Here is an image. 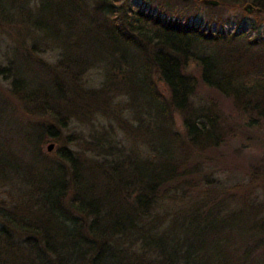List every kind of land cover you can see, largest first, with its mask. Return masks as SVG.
I'll list each match as a JSON object with an SVG mask.
<instances>
[{
  "label": "trees",
  "instance_id": "16d2710c",
  "mask_svg": "<svg viewBox=\"0 0 264 264\" xmlns=\"http://www.w3.org/2000/svg\"><path fill=\"white\" fill-rule=\"evenodd\" d=\"M32 2L0 0L1 26H26L31 42L0 64V264H264L260 206L228 210L229 189L209 186L202 159L226 129L194 100L201 82L256 117L249 126L264 118V36L212 31L213 18L205 30L165 0L156 14L127 0ZM45 50L54 64L35 56ZM89 69L100 94L82 89ZM113 93L123 101L104 106Z\"/></svg>",
  "mask_w": 264,
  "mask_h": 264
},
{
  "label": "rangeland",
  "instance_id": "374dc122",
  "mask_svg": "<svg viewBox=\"0 0 264 264\" xmlns=\"http://www.w3.org/2000/svg\"><path fill=\"white\" fill-rule=\"evenodd\" d=\"M87 2L91 4L93 0H87ZM127 2L133 8L139 7L144 10H148L152 6L153 14H156L158 9V0H127ZM165 3L176 6V14L181 15L183 21L198 25L205 30L209 28L207 24L210 18H213L217 24L219 23L220 26L228 30L234 31L233 27L236 30L244 29L249 33L250 38H254L257 35L264 36V10L261 11L254 8L251 12L247 11L245 6L250 5V3H243L242 5L236 3L219 5L218 3L213 5L205 3L203 0H165ZM161 14L164 15L163 12ZM215 21L211 22L210 30L215 28ZM17 26L10 28L8 25L1 26L0 23V64L2 63V65L6 64L5 54L9 46H19L22 41L26 45L31 44L30 40H28L29 35L22 30L26 26L22 28ZM18 28L22 30L21 34H18ZM38 53L35 56L41 57L51 65L54 64L57 58L56 50H45ZM94 70L89 69L86 75L88 77L95 75V78H91L89 81L85 76L83 79V81L88 83L82 86V89H89L92 86L85 94L93 90L99 92V94L101 92L99 90V78H97L98 76H96ZM192 71L196 77L199 76V70L196 67ZM158 87L166 95L168 94L167 87L162 82H158ZM8 88L9 80H5L0 75V90H8ZM89 93L85 103L88 101L90 103L93 98L90 97ZM110 99L113 103L123 101L122 97L115 96L113 93V95L103 100V105L104 102L109 105ZM194 100L196 104L213 103L212 107L219 113L220 120H223L226 129L224 131L225 138H223L221 144L216 149H209L207 157L202 159L203 168L210 170L209 176L213 184L209 186L216 184L222 189H229L231 194L227 197V202L225 203L228 210L242 209L245 212H251L254 206L259 205L260 215H264V118H260L254 125L249 126L246 124V119L248 116H252L251 114H244L242 109L237 107L230 97L220 94L213 88L204 86L201 82H199L194 94ZM95 106H97L96 103L90 104L91 108ZM175 118L177 129L183 131L181 116L176 114ZM101 121H105V119ZM116 123L119 126L118 121L115 120L114 125L117 127ZM70 133L71 131L66 129L62 135L63 137L72 136L73 132ZM51 143L54 146L51 151H48L47 147ZM74 145L80 147L78 142L69 146L75 147ZM54 148H56L54 142L48 141L43 145L44 151L50 153L51 156ZM193 153L197 155L198 150L197 153L195 150ZM193 157L197 158L196 156Z\"/></svg>",
  "mask_w": 264,
  "mask_h": 264
},
{
  "label": "water",
  "instance_id": "95a60500",
  "mask_svg": "<svg viewBox=\"0 0 264 264\" xmlns=\"http://www.w3.org/2000/svg\"><path fill=\"white\" fill-rule=\"evenodd\" d=\"M203 1H204L205 3H208V4H213V5L218 4V1H216V0H203ZM245 9H247V11H250V12H251V11L254 9V7L251 6V5H247V6H245ZM53 146H54L53 143L49 144L48 147H47V150H48V151H51L52 148H53Z\"/></svg>",
  "mask_w": 264,
  "mask_h": 264
},
{
  "label": "built area",
  "instance_id": "2783aa9c",
  "mask_svg": "<svg viewBox=\"0 0 264 264\" xmlns=\"http://www.w3.org/2000/svg\"><path fill=\"white\" fill-rule=\"evenodd\" d=\"M226 31L228 30L227 28H225V27H223ZM233 29H234V27H233ZM231 31V30H230Z\"/></svg>",
  "mask_w": 264,
  "mask_h": 264
}]
</instances>
